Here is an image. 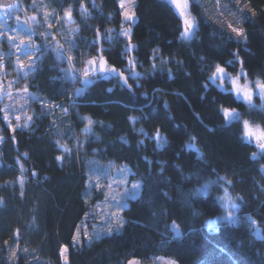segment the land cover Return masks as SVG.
<instances>
[{"label":"trees","instance_id":"trees-1","mask_svg":"<svg viewBox=\"0 0 264 264\" xmlns=\"http://www.w3.org/2000/svg\"><path fill=\"white\" fill-rule=\"evenodd\" d=\"M35 1L23 0L26 12ZM189 1L197 25L185 39L171 0H138L134 24L119 0H46L53 25L35 26L38 59L16 83L30 94V122L12 129L0 114V264H64V247L69 264L158 257L264 264V239L255 234L256 224L264 234V151L242 139L198 138L190 118L209 98L226 107L209 79L217 65L264 83V0H247L255 15L245 16L241 40L206 20L210 0ZM62 24L71 45L59 36ZM125 28L130 38L120 35ZM0 49L7 52L8 43ZM96 58L122 71L127 83L115 75L83 82L85 65ZM5 59L9 71L14 56ZM232 109L264 130L261 98ZM157 129L166 139L160 147ZM113 162L142 183L141 194L124 209L122 231L90 244L80 232L79 243L81 224L107 199V188L93 184L91 173ZM225 193L237 201L239 219L214 226L225 212L219 199Z\"/></svg>","mask_w":264,"mask_h":264},{"label":"rangeland","instance_id":"rangeland-1","mask_svg":"<svg viewBox=\"0 0 264 264\" xmlns=\"http://www.w3.org/2000/svg\"><path fill=\"white\" fill-rule=\"evenodd\" d=\"M137 2L138 0H119L123 14L127 12L129 15L134 17L133 20H126L132 24L137 21ZM183 2L184 0H176V3H172L184 22V17H182L180 14L181 9L177 8L176 6L177 3L183 4ZM11 4H15L16 8L9 11L8 17H5L4 10L0 9V43L3 41L8 43L7 52H4L0 49V114L8 126H10L12 129H16L20 127H27L30 122L28 117L30 94L25 88H16V83L20 77L19 75L22 76L34 69L38 59V52L40 48L34 42V28L37 25H44V27L47 26V28L51 29L53 24L50 14L51 11L49 10V3L46 2V0H36L31 6L30 13L26 12L24 9L23 0H11ZM204 11L206 20L208 22L219 29L229 32L237 40H241L242 37L237 36L236 33L232 31V28L242 29L244 35L243 25L245 22V16L249 13L255 15L251 5L247 0H210L204 3ZM33 16L36 18L35 22H33L31 19ZM185 16L195 21V32L197 23L191 13L189 0ZM16 17H19V21H17ZM229 25H231V27H229ZM60 31L61 32H59V36L62 37L63 42L65 40L71 45L72 39L69 27L62 24L60 26ZM122 32L129 33L128 36L124 37H131V28H125ZM9 36L12 37L11 41L9 40ZM21 41H23V43H21ZM56 44H58V42H56ZM131 48H129V50ZM9 55L10 57L14 56V60L11 62V69L8 71L5 58ZM94 61L95 67L97 69L99 68L101 62H104L106 68L111 69L103 58L102 60L101 58H96ZM21 62L23 63V68H21ZM92 67L93 66L89 65L88 63L85 65V69H91ZM221 68L224 69L223 80L218 77L215 85H217L222 90V98L226 102V107L218 109L216 104L213 103L212 99L209 98L207 105L203 109L195 111L190 116L197 137H211L216 142H229L242 139L256 144L259 151L263 152L264 149L260 147L259 141L256 139V136L260 134L261 129L249 123L252 131L255 132V135L249 140L245 137L244 121L241 120L240 116L238 120L229 121L223 112V109L233 110L232 107L238 101L249 103L243 98L237 99V93L233 88V80L236 81L237 87L252 93L251 103H255L257 98H261L259 89L256 87L257 80H250L244 70H240L237 74H231L225 67ZM11 72H15V74H11ZM8 74L13 75V77H8ZM111 75L112 74L110 73L94 74L90 71L88 77H85L84 73H82L80 78L83 82L86 80L90 82L96 76L109 77ZM229 77L232 79L230 80ZM261 102L264 106V99L261 98ZM235 113L237 112L235 111ZM111 164L112 165L110 166L107 165L104 167L97 166L91 173L93 184H95L97 187L107 188V199L104 203L98 204L94 208L93 215L90 217V219H87L85 222H83V224H81V231L77 233L76 237V240L79 243L83 242L80 232L85 236V242L90 244L93 241L92 238L94 237L104 235L105 233L111 234L113 232L122 231L125 225L123 211L128 206L129 201L133 200L127 199L125 201L123 198L125 190L127 189L129 192H131V185L134 183L141 184L142 188V183L140 181H131L129 176L132 172L127 167L122 169V166H119L114 162ZM140 194L141 189L139 196ZM225 195H227L231 201L238 204L235 198H233L229 193H225L224 196ZM120 204H126V206L124 208H120L118 207ZM223 206L225 208L224 214L221 217L213 220L211 224L214 226H219L220 224L225 223L223 218L229 211L234 212L236 217V222L234 223H237L239 219V208L232 209L228 201H223ZM121 222L123 223L121 224ZM257 231L259 232V237H263L264 234L261 228L256 224V235ZM62 258L64 264H69V247L63 248ZM129 264L180 263L172 258L158 257L149 263H145L140 259L133 258L129 261Z\"/></svg>","mask_w":264,"mask_h":264},{"label":"snow or ice","instance_id":"snow-or-ice-1","mask_svg":"<svg viewBox=\"0 0 264 264\" xmlns=\"http://www.w3.org/2000/svg\"><path fill=\"white\" fill-rule=\"evenodd\" d=\"M173 3H176V0H172ZM177 8L181 9V16L184 17V31L181 33L182 38L188 39V38H192L195 33H194V25H195V21L193 19H189L187 16H185V12L187 11L188 8V0H184L183 4H179L177 3ZM16 5L15 4H4V3H0V9L4 10L5 13V17H8L9 15V11L12 9H15ZM69 18H71V14L70 11L68 13H66ZM243 15V13H242ZM125 19L126 20H133L134 17L129 15L127 12L124 13ZM17 21H19V17H16ZM32 21L35 22V17L33 16ZM229 27H231V25H229ZM232 31L236 33L237 36L239 37H243V30L242 29H237V28H232ZM97 35H99V33L97 32ZM120 35L123 36H128L129 33L128 32H122L120 33ZM246 38V37H244ZM109 39H111L109 37ZM9 40H12V37L9 36ZM21 43H23V41H21ZM93 44L96 43V41L92 42ZM19 47V46H17ZM129 48H131V44L129 43ZM103 51V49H101V52ZM26 54V53H25ZM19 59V58H18ZM71 59V58H69ZM102 60V58H101ZM89 65H92L93 67L91 69L86 68L84 71V76L88 77L89 76V72L91 71L94 74H102V73H110L112 75L115 76H119L125 83H127V77L124 76V73L122 71L118 72L115 68H106L104 62H101L99 65V68L97 69L95 67V61L94 60H89L88 61ZM134 64V61H130V69H131V65ZM21 68H23V63L21 62ZM134 76H139L138 73H133ZM66 76L70 79H74L75 77L69 75L68 73H66ZM223 76H224V69L221 68L219 65H217L215 72L212 74V76L209 78L210 81L215 84L217 78L219 77L221 80H223ZM246 78V77H245ZM229 79L231 80L232 78L229 77ZM85 83H88V81L86 80ZM233 88L237 93V99H245L246 101H248L249 103H251V99H252V93L250 91H245L244 89H241L239 87H237L236 85V81L233 80ZM256 87L259 89V94L261 96L262 99H264V83H262L261 81L257 80L256 81ZM80 91V90H77ZM66 111V110H65ZM224 115L225 117L231 121V120H238L239 119V114L235 113L234 110H229V109H223ZM91 121H89V125H91ZM90 130V129H89ZM143 131V130H141ZM244 134L245 137L248 138L249 140L251 139L252 136L255 135V132L252 131L250 124L248 121H244ZM155 139L157 141V146L160 147L162 145V142H166V139L164 137H162L160 135V131L159 129H157L156 131V135H155ZM256 139L259 141V145L262 149H264V130L260 131V134L256 136ZM230 183V182H229ZM140 189H141V184L139 183H134L131 185V192H129L127 189L125 190V194H124V199L125 201L127 199H135L139 196L140 193ZM222 201H228V203L230 204V207L232 209H238L239 205L236 204L235 202L231 201V199L225 195L224 197L219 198ZM126 206V204H120L118 205V207L120 208H124ZM250 219V218H249ZM225 223H234L236 222V217L234 212L229 211L227 213V215L223 218ZM123 222H121L122 224ZM119 230V229H117ZM172 231L176 234V236L181 235L179 228L175 225V223L173 222L172 225ZM257 235L259 237V232L257 231ZM261 239H264V237H259ZM75 239V238H74ZM66 251V249H65Z\"/></svg>","mask_w":264,"mask_h":264},{"label":"water","instance_id":"water-1","mask_svg":"<svg viewBox=\"0 0 264 264\" xmlns=\"http://www.w3.org/2000/svg\"><path fill=\"white\" fill-rule=\"evenodd\" d=\"M9 0H0V3H8Z\"/></svg>","mask_w":264,"mask_h":264},{"label":"flooded vegetation","instance_id":"flooded-vegetation-1","mask_svg":"<svg viewBox=\"0 0 264 264\" xmlns=\"http://www.w3.org/2000/svg\"><path fill=\"white\" fill-rule=\"evenodd\" d=\"M9 3H11V0H9L8 3H4V4H9Z\"/></svg>","mask_w":264,"mask_h":264}]
</instances>
